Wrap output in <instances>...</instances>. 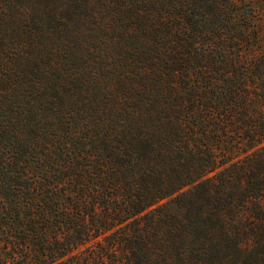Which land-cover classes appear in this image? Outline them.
<instances>
[{
	"label": "trees",
	"instance_id": "obj_1",
	"mask_svg": "<svg viewBox=\"0 0 264 264\" xmlns=\"http://www.w3.org/2000/svg\"><path fill=\"white\" fill-rule=\"evenodd\" d=\"M0 264H264L253 0H0Z\"/></svg>",
	"mask_w": 264,
	"mask_h": 264
},
{
	"label": "rangeland",
	"instance_id": "obj_2",
	"mask_svg": "<svg viewBox=\"0 0 264 264\" xmlns=\"http://www.w3.org/2000/svg\"><path fill=\"white\" fill-rule=\"evenodd\" d=\"M255 5L258 7L260 14V31L263 34L264 40V0H253Z\"/></svg>",
	"mask_w": 264,
	"mask_h": 264
}]
</instances>
